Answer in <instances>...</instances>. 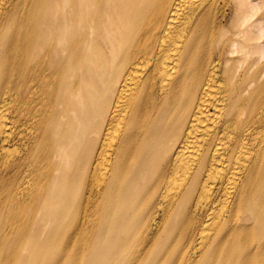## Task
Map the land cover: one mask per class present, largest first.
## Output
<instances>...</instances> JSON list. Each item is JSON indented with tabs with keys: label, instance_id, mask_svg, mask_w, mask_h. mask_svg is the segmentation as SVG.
<instances>
[{
	"label": "bare ground",
	"instance_id": "obj_1",
	"mask_svg": "<svg viewBox=\"0 0 264 264\" xmlns=\"http://www.w3.org/2000/svg\"><path fill=\"white\" fill-rule=\"evenodd\" d=\"M0 264H264V0H0Z\"/></svg>",
	"mask_w": 264,
	"mask_h": 264
},
{
	"label": "rangeland",
	"instance_id": "obj_2",
	"mask_svg": "<svg viewBox=\"0 0 264 264\" xmlns=\"http://www.w3.org/2000/svg\"><path fill=\"white\" fill-rule=\"evenodd\" d=\"M232 14H233V12H232V9H231V11L229 10V16L227 17V23L225 24V26L223 27V30L224 31H227V30H229L230 31V25H231V19H232ZM229 31H227V32H229ZM228 35L230 34V32L229 33H227ZM229 54V51L227 52H225V54H224V65H225V63L228 61V59L230 58V57H233V56H236L237 54H235V55H228ZM229 57V58H228ZM225 58L227 59L226 61H225ZM86 120V119H85ZM84 119H83V123L86 125V128H87V123H86V121H85ZM13 155H15V153L13 154V152H11L10 154H9V156H8V160H11L13 157ZM66 173H69V171L67 170L66 171ZM58 184V187H59V190L61 191V192H64V193H66V194H68V192L70 193V195H75V196H77V194H78V189L76 188V185H77V183H67V182H63V183H57ZM132 249H133V247H131Z\"/></svg>",
	"mask_w": 264,
	"mask_h": 264
}]
</instances>
